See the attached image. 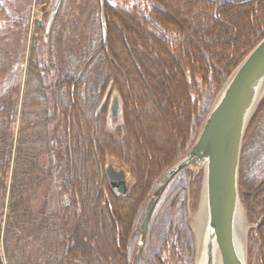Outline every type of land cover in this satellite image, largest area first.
<instances>
[{"label":"trees","instance_id":"1","mask_svg":"<svg viewBox=\"0 0 264 264\" xmlns=\"http://www.w3.org/2000/svg\"><path fill=\"white\" fill-rule=\"evenodd\" d=\"M94 1L102 19L99 38L74 49L64 44L66 55L48 53L44 36L78 28L61 12L67 0H61L49 30L35 23L17 135L11 130L17 117L14 89L0 93V264H130L157 184L189 152L220 91L264 39V0H142L145 8ZM56 2L40 0L45 11ZM21 28L0 3V85L16 68L1 42ZM46 41L47 54L39 49ZM110 85L123 103L117 136L107 131L104 116L95 115ZM138 106L149 107V122L155 114L166 116L168 133L137 130ZM111 160L130 169L126 196L111 188L105 172ZM202 181L203 171L194 178L193 171L182 170L169 183L158 202L170 189L167 206L150 220L139 264H195L187 200L193 190L199 197ZM54 182L81 208L63 244L57 237L60 214L48 209L47 200L40 210L32 206L46 183ZM240 193L248 215L260 222L249 235V264H264V99L245 135ZM91 203L98 208L97 221L103 213L109 219L110 258L90 236Z\"/></svg>","mask_w":264,"mask_h":264},{"label":"water","instance_id":"2","mask_svg":"<svg viewBox=\"0 0 264 264\" xmlns=\"http://www.w3.org/2000/svg\"><path fill=\"white\" fill-rule=\"evenodd\" d=\"M59 4L60 0L53 9L49 26ZM111 90L110 87L107 97ZM263 99L264 39L221 90L190 151L159 181L144 210L138 249L144 244L154 208L171 180L183 169L194 170V176L203 170L207 221L200 246L196 237L195 264H247L248 248L240 242L237 232L240 164L247 128ZM106 174L113 190L126 195L129 187L125 186L124 172H114L110 167Z\"/></svg>","mask_w":264,"mask_h":264},{"label":"rangeland","instance_id":"3","mask_svg":"<svg viewBox=\"0 0 264 264\" xmlns=\"http://www.w3.org/2000/svg\"><path fill=\"white\" fill-rule=\"evenodd\" d=\"M108 1L110 2V4L114 6H121L126 8L148 7L147 6L148 4L142 0H108ZM0 3L4 4L8 8L9 13L14 19L15 23L19 22L22 24L21 29H17L14 32L10 33V35L1 42L2 45L6 48V50L16 59V68L14 70V75L12 78L4 81L0 85V93H3L4 91H8L12 87L14 89L13 99L17 102V117L14 123V128H13V124L11 125V130L12 132H14L15 135H17V132L21 125L20 118L23 109V100L25 96L28 61L32 50L31 48H32L33 37L36 36L34 26L36 22H39L42 24L44 23L45 25H47L46 27L50 29L52 23L49 26L46 19L49 20L51 18L54 5L50 7L47 11H45V6L40 4V0H0ZM96 11H97V6L94 0H67V3L62 5L61 12L63 16H65V18L78 22L79 26L76 30L75 29H73V31L71 30L70 33H68L69 31L64 33L63 30L60 33L55 32L51 37L49 36L50 34H46L44 38H46L47 41H49L48 45L50 47L48 53L50 54L54 53L55 56L56 55L63 56L64 53L65 55L67 53L66 49L63 50L62 48L64 44L68 45L72 49H74L75 47L79 48V47H84L86 45L88 46L89 44L90 45L93 44L96 41V39L99 38L98 25L100 22L102 23L101 14H98V12L96 13ZM101 12L103 11L101 10ZM75 15H78V19L77 17L75 18ZM92 17L93 20L91 19ZM47 41L42 42L39 46V49L42 50L43 53L45 54H47ZM120 74L123 78V81L127 84L126 75L123 73L122 70ZM146 92L150 93V91L147 90ZM148 108L143 109V107L141 106L135 108L136 113L140 112L138 113V116H136L138 122L137 130L143 131L144 133L146 131L147 134H150V131L152 129L154 130L153 133L154 135H156L157 133L159 135L160 131H164L167 134L169 130L168 126L170 120H168L166 116L160 113L158 114V116L156 114L153 115V117H151V122H149L150 119L148 118L150 116L149 114H147L149 112ZM121 117L122 115H120L117 125L113 124L111 122L112 121L111 118H109L108 125L106 128L107 131L112 135L117 136L118 129L123 125ZM135 119L136 118H134L133 120L134 122L136 121ZM61 138H63L62 135ZM112 164L119 171L124 169L126 171L128 181L131 183L133 182V178L132 175L130 174V169L128 167H126L120 162H113ZM188 171L192 172V170L190 169ZM10 180H11V173L9 174V181ZM188 180L189 182H191L193 178L189 177ZM202 187H204L203 182H202ZM195 192H196L195 190L190 191L187 200L188 223L190 228L193 230V233H195L194 228L197 225L196 218L198 216L199 211L201 210L203 196H204L203 189H201V193L199 197L196 195ZM169 196H170V189L167 191L166 195L161 199V202L158 203L153 213V218H155L157 214H159V216L161 215L162 213L161 210H163V208L167 206L166 203ZM46 200L49 203L48 209L55 214H60V217L58 218L57 237L60 243L63 244L64 242H66V240H68V238L74 232L75 229L74 222L77 215L75 213L76 212L75 209L81 210V208L79 206L75 207L72 205L71 203L72 197L61 189V186L60 184H58V182H54L51 184L46 183V185L41 189V191L37 194V196L32 200L33 208L36 210H40L43 203ZM242 206L244 209L248 231L250 233L251 230L256 227L258 220L256 216H252V217L249 216L244 205ZM87 210L89 212L88 216L90 218V232H89L90 236L95 237V244L99 243L100 244L99 248L103 249L104 252L108 255V251L105 250L104 247L106 248L105 231L108 228V226H110L109 219L106 217L107 216L106 213H103V216H101V218H98L97 221L98 215L96 213H98V208L97 207L95 208V205L93 203L90 204V207H88ZM103 212L105 211L103 210ZM178 214L179 212L176 209L175 213L173 214V218L175 219ZM96 222L98 223L96 224ZM4 243H5V225L3 226L2 231L0 233V251L5 256ZM141 247L139 248L138 251H140ZM138 251L134 249L131 255L130 264H137L139 262V259L141 257L139 258ZM6 264H8L7 259H6Z\"/></svg>","mask_w":264,"mask_h":264},{"label":"flooded vegetation","instance_id":"4","mask_svg":"<svg viewBox=\"0 0 264 264\" xmlns=\"http://www.w3.org/2000/svg\"><path fill=\"white\" fill-rule=\"evenodd\" d=\"M116 93L117 92L112 89L110 95L108 96L106 103L104 105H102L103 101H101V103L97 106V108L95 110L96 116H98V115L104 116V118L106 120V127L108 125L109 118H111V120H112L111 122L113 124L117 125L119 118H120V115H122V112H123V103H122V101L119 100V97ZM114 162H116V161H114ZM113 168H114L113 169L114 172H115V170L119 171L118 169H116L115 166H113ZM125 178H126L125 186L129 187V190H128V193H129L130 189H131V182L128 181L127 175L125 176ZM105 232H107V229ZM145 242H146V240H145ZM105 245H106V248L104 247V249L107 250L106 236H105ZM143 249H145V244L141 247L140 251H138L140 254V255L138 254V256H139V258L142 257L144 260L145 256L142 254ZM135 250L137 251V244H136ZM108 254H109V252H108ZM108 258H110L109 255H108ZM137 264H139V262Z\"/></svg>","mask_w":264,"mask_h":264},{"label":"bare ground","instance_id":"5","mask_svg":"<svg viewBox=\"0 0 264 264\" xmlns=\"http://www.w3.org/2000/svg\"><path fill=\"white\" fill-rule=\"evenodd\" d=\"M131 210V209H130ZM129 210V211H130ZM128 217V215L126 216ZM197 220V225L194 228L195 234L198 239V244L200 246L203 236H204V230L206 227V221H207V197H206V192L204 193L203 196V202L201 206V210L198 213V216L196 218ZM237 232H238V238L240 242L243 244L244 247L247 246L248 244V226L246 224V219H245V214H244V209L242 204L240 203L239 205V210H238V217H237ZM247 238V242H246Z\"/></svg>","mask_w":264,"mask_h":264}]
</instances>
